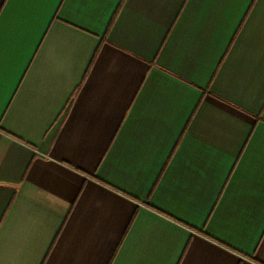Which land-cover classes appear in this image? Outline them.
<instances>
[{
	"label": "crops",
	"instance_id": "0c3cea01",
	"mask_svg": "<svg viewBox=\"0 0 264 264\" xmlns=\"http://www.w3.org/2000/svg\"><path fill=\"white\" fill-rule=\"evenodd\" d=\"M0 21V264H264V0Z\"/></svg>",
	"mask_w": 264,
	"mask_h": 264
},
{
	"label": "snow or ice",
	"instance_id": "6c2138e0",
	"mask_svg": "<svg viewBox=\"0 0 264 264\" xmlns=\"http://www.w3.org/2000/svg\"><path fill=\"white\" fill-rule=\"evenodd\" d=\"M37 0H18V3L22 6H28L35 4ZM21 25H23L24 20L21 18L20 21H18ZM5 57V31H4V25L3 21H0V73H2L3 69V61Z\"/></svg>",
	"mask_w": 264,
	"mask_h": 264
}]
</instances>
